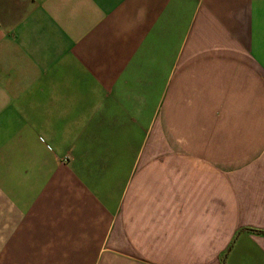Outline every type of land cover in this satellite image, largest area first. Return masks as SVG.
Segmentation results:
<instances>
[{
  "label": "crops",
  "instance_id": "1",
  "mask_svg": "<svg viewBox=\"0 0 264 264\" xmlns=\"http://www.w3.org/2000/svg\"><path fill=\"white\" fill-rule=\"evenodd\" d=\"M264 0H0V264H264Z\"/></svg>",
  "mask_w": 264,
  "mask_h": 264
},
{
  "label": "trees",
  "instance_id": "2",
  "mask_svg": "<svg viewBox=\"0 0 264 264\" xmlns=\"http://www.w3.org/2000/svg\"><path fill=\"white\" fill-rule=\"evenodd\" d=\"M262 233H264V232H262Z\"/></svg>",
  "mask_w": 264,
  "mask_h": 264
}]
</instances>
